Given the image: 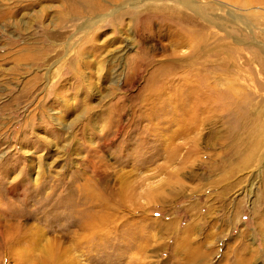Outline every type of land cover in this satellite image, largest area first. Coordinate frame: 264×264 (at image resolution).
I'll return each instance as SVG.
<instances>
[{
  "label": "rangeland",
  "instance_id": "obj_1",
  "mask_svg": "<svg viewBox=\"0 0 264 264\" xmlns=\"http://www.w3.org/2000/svg\"><path fill=\"white\" fill-rule=\"evenodd\" d=\"M95 1L0 0V264H264V0Z\"/></svg>",
  "mask_w": 264,
  "mask_h": 264
},
{
  "label": "bare ground",
  "instance_id": "obj_2",
  "mask_svg": "<svg viewBox=\"0 0 264 264\" xmlns=\"http://www.w3.org/2000/svg\"><path fill=\"white\" fill-rule=\"evenodd\" d=\"M88 2H90V3H95V4H97V2L95 1V0H88ZM77 5V4H76ZM75 10H77L78 11V9H77V7H76V9ZM77 13V12H76ZM79 13V12H78ZM80 14V13H79ZM166 17V16H165ZM239 263V262H238Z\"/></svg>",
  "mask_w": 264,
  "mask_h": 264
}]
</instances>
